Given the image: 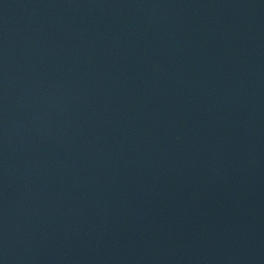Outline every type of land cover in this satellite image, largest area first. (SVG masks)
Returning <instances> with one entry per match:
<instances>
[{"label": "water", "instance_id": "1", "mask_svg": "<svg viewBox=\"0 0 264 264\" xmlns=\"http://www.w3.org/2000/svg\"><path fill=\"white\" fill-rule=\"evenodd\" d=\"M0 264H109L60 165L0 0Z\"/></svg>", "mask_w": 264, "mask_h": 264}]
</instances>
